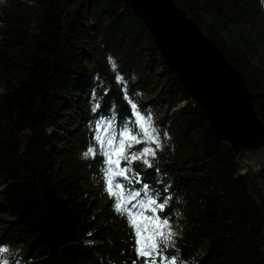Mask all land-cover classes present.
I'll return each mask as SVG.
<instances>
[{
  "label": "trees",
  "instance_id": "obj_1",
  "mask_svg": "<svg viewBox=\"0 0 264 264\" xmlns=\"http://www.w3.org/2000/svg\"><path fill=\"white\" fill-rule=\"evenodd\" d=\"M173 1L240 72L264 122V0ZM133 103L160 133L153 167H132L158 202L170 197L160 214L177 233L168 254L182 264H264V163L240 168L219 144L206 110L123 0H0V248L8 259L140 264L105 191L101 156L83 155L98 149L96 136L107 139V125L118 135L134 119Z\"/></svg>",
  "mask_w": 264,
  "mask_h": 264
},
{
  "label": "water",
  "instance_id": "obj_2",
  "mask_svg": "<svg viewBox=\"0 0 264 264\" xmlns=\"http://www.w3.org/2000/svg\"><path fill=\"white\" fill-rule=\"evenodd\" d=\"M123 1L143 21L187 93L206 110L219 144L231 149L240 168L263 164L264 122L254 95L216 44L173 0ZM27 141L21 140L22 148Z\"/></svg>",
  "mask_w": 264,
  "mask_h": 264
},
{
  "label": "snow or ice",
  "instance_id": "obj_3",
  "mask_svg": "<svg viewBox=\"0 0 264 264\" xmlns=\"http://www.w3.org/2000/svg\"><path fill=\"white\" fill-rule=\"evenodd\" d=\"M116 79L122 81L123 78L117 75ZM131 108L134 119L126 120L118 135L107 139L96 136L98 149L90 145L83 155L86 159H95L97 154L101 156L105 191L113 201V209L127 220L132 230L133 251L140 264H179L176 255L168 254L169 249H175L174 237L177 233L169 219L160 215L170 197L165 196L163 202H158L155 195L150 194L151 186L132 167L137 162L142 163L145 169L153 167L156 149L161 147L160 133L153 126L150 114H142L134 103ZM140 145L142 147H138ZM120 179L128 181V184L120 183ZM137 184L148 195L145 203H137L142 195L141 190L136 188ZM7 251V248H0V253ZM0 264H7V261L0 260Z\"/></svg>",
  "mask_w": 264,
  "mask_h": 264
},
{
  "label": "rangeland",
  "instance_id": "obj_4",
  "mask_svg": "<svg viewBox=\"0 0 264 264\" xmlns=\"http://www.w3.org/2000/svg\"><path fill=\"white\" fill-rule=\"evenodd\" d=\"M151 121H152L153 126L156 128V124H155V121H154L153 116H151ZM102 122H106V121L103 119ZM156 129H157V128H156ZM105 136H106L107 138L111 137V134H110V127H109V125L106 126ZM21 140H22V142H25V143H26V141L28 140V136H27V135L25 136V134L22 135ZM127 182H128V181H127ZM137 203H138V204L145 203V198L140 197L139 200L137 201ZM171 252H173V251H171ZM8 254H12V253L9 252V250H8L7 252H4V256H5V257L2 259V260H6V261H7V264H12V263L22 264V262H21L20 260H16V258H14V257H13L12 259H8V258H9V257H8ZM14 254H16V253H14ZM173 254L176 255V256L180 259L179 255H177V254H175V253H173ZM173 254H172V255H173ZM179 264H182V262H181L180 260H179Z\"/></svg>",
  "mask_w": 264,
  "mask_h": 264
},
{
  "label": "bare ground",
  "instance_id": "obj_5",
  "mask_svg": "<svg viewBox=\"0 0 264 264\" xmlns=\"http://www.w3.org/2000/svg\"><path fill=\"white\" fill-rule=\"evenodd\" d=\"M101 122H102V120H101ZM119 182H120V183H123V184H125V185L127 184V181H126V183H125L122 179H120Z\"/></svg>",
  "mask_w": 264,
  "mask_h": 264
}]
</instances>
